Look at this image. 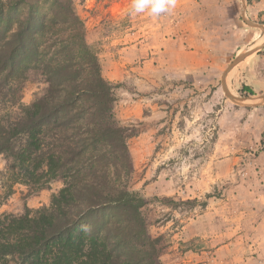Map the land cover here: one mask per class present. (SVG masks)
Listing matches in <instances>:
<instances>
[{
  "label": "rangeland",
  "instance_id": "1",
  "mask_svg": "<svg viewBox=\"0 0 264 264\" xmlns=\"http://www.w3.org/2000/svg\"><path fill=\"white\" fill-rule=\"evenodd\" d=\"M251 1L73 0L114 87L113 118L132 134L129 189L164 237L161 264H264V12ZM42 80L29 74L22 105L44 95ZM61 187L14 183L0 156V215L48 206Z\"/></svg>",
  "mask_w": 264,
  "mask_h": 264
},
{
  "label": "trees",
  "instance_id": "2",
  "mask_svg": "<svg viewBox=\"0 0 264 264\" xmlns=\"http://www.w3.org/2000/svg\"><path fill=\"white\" fill-rule=\"evenodd\" d=\"M85 32L73 0H0V156L14 183L62 182L48 206L0 215V264H161L166 253L129 189L132 134ZM31 72L46 91L24 106Z\"/></svg>",
  "mask_w": 264,
  "mask_h": 264
},
{
  "label": "water",
  "instance_id": "3",
  "mask_svg": "<svg viewBox=\"0 0 264 264\" xmlns=\"http://www.w3.org/2000/svg\"><path fill=\"white\" fill-rule=\"evenodd\" d=\"M243 4H245V3H243ZM243 6H244V5H243ZM243 12H244V10H243ZM245 22H246L250 27H257V28L263 29V26L256 25V24H254V23H252V22H249V21H247V20H245ZM258 49H259V48L255 49V50H252V51H248L247 53H244V54H241V55L237 56V57L235 58V60H234L230 65H228V67H227L226 70L224 71V73H223V75H222V80L225 79V76L227 75L228 71H230V69H231L232 67H234L236 64H238V63L244 61L247 57H249L252 53L256 52ZM222 85L224 86V84H222ZM259 100H261L262 102H264V96H261Z\"/></svg>",
  "mask_w": 264,
  "mask_h": 264
},
{
  "label": "crops",
  "instance_id": "4",
  "mask_svg": "<svg viewBox=\"0 0 264 264\" xmlns=\"http://www.w3.org/2000/svg\"><path fill=\"white\" fill-rule=\"evenodd\" d=\"M250 8H252L256 12H264V0H252ZM260 50L261 49H258L257 51L259 52Z\"/></svg>",
  "mask_w": 264,
  "mask_h": 264
},
{
  "label": "bare ground",
  "instance_id": "5",
  "mask_svg": "<svg viewBox=\"0 0 264 264\" xmlns=\"http://www.w3.org/2000/svg\"><path fill=\"white\" fill-rule=\"evenodd\" d=\"M259 45H257L256 47H258Z\"/></svg>",
  "mask_w": 264,
  "mask_h": 264
}]
</instances>
